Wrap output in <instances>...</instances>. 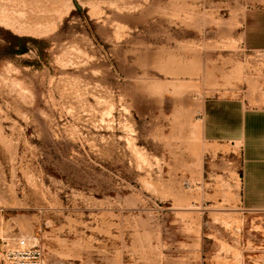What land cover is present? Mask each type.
I'll use <instances>...</instances> for the list:
<instances>
[{
    "label": "rangeland",
    "instance_id": "obj_1",
    "mask_svg": "<svg viewBox=\"0 0 264 264\" xmlns=\"http://www.w3.org/2000/svg\"><path fill=\"white\" fill-rule=\"evenodd\" d=\"M253 8L0 0V238L26 239L31 264H264L239 151L204 132L213 99L264 97ZM0 264H15L2 244Z\"/></svg>",
    "mask_w": 264,
    "mask_h": 264
},
{
    "label": "crops",
    "instance_id": "obj_2",
    "mask_svg": "<svg viewBox=\"0 0 264 264\" xmlns=\"http://www.w3.org/2000/svg\"><path fill=\"white\" fill-rule=\"evenodd\" d=\"M242 35L247 51L264 53V8L247 11ZM259 82L264 86V76ZM254 87H247L242 97H218L213 99V104L209 102L204 132L223 150L233 152L237 147L241 163L239 177H243L242 209L264 212V97L256 94Z\"/></svg>",
    "mask_w": 264,
    "mask_h": 264
},
{
    "label": "built area",
    "instance_id": "obj_3",
    "mask_svg": "<svg viewBox=\"0 0 264 264\" xmlns=\"http://www.w3.org/2000/svg\"><path fill=\"white\" fill-rule=\"evenodd\" d=\"M0 244L5 248L6 255L15 264H31V255L36 253L28 247L26 239H18L11 245L7 239L0 238Z\"/></svg>",
    "mask_w": 264,
    "mask_h": 264
},
{
    "label": "trees",
    "instance_id": "obj_4",
    "mask_svg": "<svg viewBox=\"0 0 264 264\" xmlns=\"http://www.w3.org/2000/svg\"><path fill=\"white\" fill-rule=\"evenodd\" d=\"M10 49H18V52H23L25 48L26 43L33 44L39 51V55L42 56V43L40 41H37L35 39H29V38H22L17 36H9L7 38Z\"/></svg>",
    "mask_w": 264,
    "mask_h": 264
}]
</instances>
